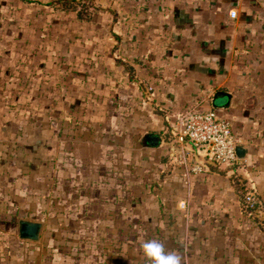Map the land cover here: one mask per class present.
Masks as SVG:
<instances>
[{"label":"crops","instance_id":"1","mask_svg":"<svg viewBox=\"0 0 264 264\" xmlns=\"http://www.w3.org/2000/svg\"><path fill=\"white\" fill-rule=\"evenodd\" d=\"M55 1L0 0V264H264V0ZM199 103L240 162L187 178L166 140Z\"/></svg>","mask_w":264,"mask_h":264},{"label":"built area","instance_id":"2","mask_svg":"<svg viewBox=\"0 0 264 264\" xmlns=\"http://www.w3.org/2000/svg\"><path fill=\"white\" fill-rule=\"evenodd\" d=\"M200 104L179 116L166 140L171 163L181 168L187 178L208 170L210 164L232 166L240 162L238 140L230 122L218 118L212 109L202 110ZM245 200L250 207L258 204L252 190L246 193Z\"/></svg>","mask_w":264,"mask_h":264},{"label":"clouds","instance_id":"3","mask_svg":"<svg viewBox=\"0 0 264 264\" xmlns=\"http://www.w3.org/2000/svg\"><path fill=\"white\" fill-rule=\"evenodd\" d=\"M188 241L178 240L180 249L188 247ZM144 257L151 264H184L183 256L180 251H168L165 245L156 239H150L141 243Z\"/></svg>","mask_w":264,"mask_h":264},{"label":"trees","instance_id":"4","mask_svg":"<svg viewBox=\"0 0 264 264\" xmlns=\"http://www.w3.org/2000/svg\"><path fill=\"white\" fill-rule=\"evenodd\" d=\"M61 4L64 8H74L78 10L79 15L82 18H86L90 15L91 12L100 9V7L94 3H91L90 0H58L55 1ZM88 8V9H87ZM244 205L246 209L255 215L257 205L255 207H250L249 203L244 198Z\"/></svg>","mask_w":264,"mask_h":264},{"label":"water","instance_id":"5","mask_svg":"<svg viewBox=\"0 0 264 264\" xmlns=\"http://www.w3.org/2000/svg\"><path fill=\"white\" fill-rule=\"evenodd\" d=\"M226 94H224L223 92H219L216 96H215V99H214V102L217 103V100L219 98H221V96H224ZM148 140L151 144L155 145V146H158L161 142V137L158 135V134H151L148 136ZM238 148H237V153H238ZM239 157V156H238Z\"/></svg>","mask_w":264,"mask_h":264},{"label":"rangeland","instance_id":"6","mask_svg":"<svg viewBox=\"0 0 264 264\" xmlns=\"http://www.w3.org/2000/svg\"><path fill=\"white\" fill-rule=\"evenodd\" d=\"M88 9V8H87ZM133 180H137L136 178H134ZM118 184V183H117ZM120 185V184H119ZM139 198L140 197H138V196H136V195H133L132 196V199H131V206H132V208L135 206H138V204H139ZM153 200V198H151V199H149L148 200V203H149V205H150V209L153 211V202H151ZM144 201V200H143ZM137 208V207H136ZM135 208V209H136ZM153 214V212H150V213H148L146 216L148 217V216H150V215H152ZM131 216H132V218L133 217H137V214H134L133 212H131ZM141 217V216H140ZM171 218H169L168 220H170Z\"/></svg>","mask_w":264,"mask_h":264}]
</instances>
